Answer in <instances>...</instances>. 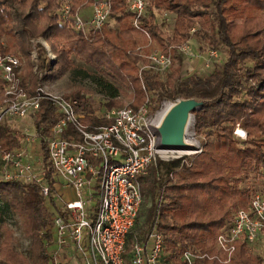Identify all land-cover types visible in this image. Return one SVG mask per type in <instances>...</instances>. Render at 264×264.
I'll return each instance as SVG.
<instances>
[{"label":"trees","instance_id":"trees-1","mask_svg":"<svg viewBox=\"0 0 264 264\" xmlns=\"http://www.w3.org/2000/svg\"><path fill=\"white\" fill-rule=\"evenodd\" d=\"M92 4L93 0H71V15ZM62 7L60 0H0V53L18 50L26 58L27 68L21 76L30 97L38 94L42 83L34 72L32 41L44 38L56 58L40 65V70L46 68L54 76L77 72L81 69L72 57L79 58L105 69L132 88L136 100L132 108L139 109L150 100L146 90L160 99L180 94L183 99L202 101L204 105L193 112L197 131L205 138L202 153L191 160H160L157 167H151L138 180L144 202L145 199L151 202L143 235L138 240L155 224L164 236V264H185L184 253L190 249L215 254L221 229L228 220H233L227 216L219 218L218 212L225 205L232 208L240 205L247 210L252 189L242 190L241 185L250 181L254 173L264 176V0H149L140 22L142 30L133 26V14L125 0H112L110 19L92 41L78 33L71 20L63 19ZM159 14L174 16L172 35L161 29ZM255 19L260 22L237 23ZM113 23L116 28L111 27ZM148 35L159 37L169 47L172 65L165 80L149 71L142 77L139 75L141 66L150 62L141 47ZM6 37L14 42L9 48L2 45ZM193 38L199 42L201 54L226 51L224 63L208 77L183 76L179 53ZM38 51L40 59L48 58L44 47ZM117 92L122 93L119 89ZM118 98V94H112L109 111L119 108ZM66 99L78 101L76 111L89 131L112 123L96 116L81 92ZM151 109L158 111L160 104ZM59 119L58 109L49 100H42L33 129L42 136L44 149L45 139L52 135ZM238 126L248 134L244 141L235 135ZM26 138L23 131L0 125V157L20 148ZM64 138L80 139V135L69 127ZM41 163L53 186L49 197L42 194L37 183L0 181V197L6 199L4 207H0V233L4 232L0 264H53V251L49 250L55 240L53 219L55 215L64 216L65 208L64 204H58L54 171L46 151ZM5 212L21 219L24 235L32 241L30 258L16 249L14 232L6 226ZM131 237L132 233L127 244L129 250ZM248 246L246 242H238L230 264H264V257L254 255ZM195 264L223 263L205 258Z\"/></svg>","mask_w":264,"mask_h":264},{"label":"built area","instance_id":"built-area-1","mask_svg":"<svg viewBox=\"0 0 264 264\" xmlns=\"http://www.w3.org/2000/svg\"><path fill=\"white\" fill-rule=\"evenodd\" d=\"M125 2L133 14V26L142 30L140 22L149 0ZM91 6L92 15L87 17L81 12L87 5L74 16L69 2L62 7L63 19L71 20L74 29L87 41L95 39L108 23L112 0H93ZM148 38L152 42L153 37L148 35ZM44 46L51 56L49 43L45 42ZM147 58L150 62L142 67V73L150 71L163 77L171 68L169 52H153ZM22 67L18 55L0 54L4 95L0 124L7 119L35 118L45 99L58 109L60 119L53 126L52 135L45 139L46 149L41 143L42 136L26 129L23 145L1 156L2 180L37 183L42 194L49 197L53 186L45 170L35 167L36 158L42 160L46 151L54 179L58 177L74 191L75 198L64 203L65 215H55L53 219L56 247L52 252L53 264H164V236L155 224L141 240L132 243L130 250L127 247L144 203L138 180L151 167H157L160 160H170L168 153L172 150H160L157 135L163 110L153 112L151 100L139 109H114L102 117L112 123L91 132L76 111L78 101L46 93L42 87L37 95L30 97L23 85ZM69 127L77 131L80 139L64 138ZM263 236L264 188L256 191L247 210H238L231 223L221 229L215 254L190 249L184 253L183 261L195 264L207 258L230 264L238 242L252 246Z\"/></svg>","mask_w":264,"mask_h":264},{"label":"rangeland","instance_id":"rangeland-1","mask_svg":"<svg viewBox=\"0 0 264 264\" xmlns=\"http://www.w3.org/2000/svg\"><path fill=\"white\" fill-rule=\"evenodd\" d=\"M63 4L64 3H70L71 0H60ZM83 16H86L88 14L89 16L92 15V6H87L85 8H82L81 10ZM87 17V16H86ZM242 22H260V19L255 20H243V21H237V23ZM173 23H174V16L170 14H159V25L161 29L169 34H173ZM111 27L116 28V25L113 23L111 24ZM153 37V36H152ZM34 45V51L32 52V62L34 65V72H37L39 74V79L42 80L41 87L44 89L46 93L53 94L58 97L67 98V96L76 94L77 92H81L83 96L88 100V102L93 106L95 110V115L98 117H104V115L109 113L108 110V104L111 100L112 94L116 93L119 95L118 98V107L117 109L121 108H127L131 107L136 103L135 100V94L133 92V89L126 86L123 82L116 80V78L113 77L108 71L105 69L97 68L96 66L92 64H86L84 61H82L79 58L72 57L74 63L81 69L77 72H69L65 73L62 76H54L52 73H47L46 68L43 70H40V65H46L49 60H54L56 58V55L51 51V56L48 53V58L40 59L39 58V48L42 46L45 48L44 43L47 42L44 38L35 39L32 41ZM13 40L11 37H6L2 41V45L4 47L9 48L13 45ZM141 47L143 48L142 51L145 55H150L153 52H159V53H166L169 52V47L166 42H164L159 37L154 36L152 42H150V39L147 38L145 42L141 44ZM200 44L196 39H191L187 44H185L181 50H180V56L182 57V71L183 76L188 77L190 75H199L202 77H208L212 74L214 69L217 66H221L225 59H226V51L224 49H221L219 51H210L207 54H201L199 52ZM51 48V47H50ZM46 49V48H45ZM18 55L21 58V61L23 63L22 67V73H25L27 68L26 58L18 51L15 50L13 52H9ZM2 54V53H0ZM8 54V53H7ZM53 56V58H51ZM143 65L140 68L139 75L142 77L143 73L141 72ZM150 72V71H149ZM148 73V72H147ZM150 74L157 76L150 72ZM46 75H48V78H46ZM43 77H45L43 79ZM140 77V78H141ZM167 75L163 77H158L161 80H165ZM117 89L121 90L122 93L117 92ZM146 97H148L152 101L151 108L157 107L158 104H160V110L164 111L165 108H167L169 105L176 104L180 102L181 100H184L181 95L174 96L173 97H165V98H158L159 96L156 93H150L146 90L145 92ZM3 90H0V106L3 104ZM186 100V99H185ZM199 100V99H197ZM200 107H198L197 110H199ZM116 110V109H115ZM191 123L188 127V130L186 132V140L192 144L187 150H176L169 152L168 155L170 157V160L167 162H172L178 159L182 158H188L191 160L194 156L199 155L203 151V146L205 144V138L203 134H200L197 131V117L195 114L191 113ZM35 118H26V119H7L1 122L0 125H9L11 129L16 131H23L25 133L26 129L30 130V133H34L33 125H34ZM241 129L239 126L237 129ZM235 131V135L240 140H246L247 137L245 136L247 134L246 131H244L246 134H244L242 131ZM239 134V136H238ZM244 135V136H243ZM248 135V134H247ZM4 154V153H3ZM2 154V155H3ZM1 155V156H2ZM114 162V161H113ZM41 159L36 158L35 167L39 169L41 166ZM1 157H0V181L2 180V169H1ZM36 168V169H37ZM169 179H173V177L169 176ZM56 184H61V179L58 177L55 178ZM249 188L252 189V194L249 197V201L247 203V206L250 204L252 197L256 193V191L262 190L264 188V176H260L259 173H254L252 175V178L250 181L245 182L241 185L242 190H248ZM64 197L62 196L58 200V204L62 205L65 203V200H73L74 196L73 193L70 190H66L63 192ZM5 200L2 197H0V207H4ZM95 202H98V200H94ZM151 202L149 199H145V202L141 208L140 215L138 217V222L132 232V237L130 238L132 242L137 241L142 237L143 235V229L145 225L146 218L148 216L149 207ZM242 209V206L238 205L237 208L229 207L228 205L224 206V209L222 212H218V217L222 218L224 216H227L231 219H234V216L236 215L237 211ZM4 219L6 222V226L8 229L13 230L14 232V238H15V246L16 249L30 258L31 256V239L27 238L24 235L23 229H22V222L21 219L13 214L12 212H5ZM96 219V215H94L93 220ZM232 221V220H231ZM231 221H227L225 226H228ZM3 233L1 230L0 233V241L3 239ZM249 250L254 255H259L264 257V238L261 239L257 244L248 246ZM55 244L49 246L50 252L55 250Z\"/></svg>","mask_w":264,"mask_h":264},{"label":"water","instance_id":"water-1","mask_svg":"<svg viewBox=\"0 0 264 264\" xmlns=\"http://www.w3.org/2000/svg\"><path fill=\"white\" fill-rule=\"evenodd\" d=\"M204 103L197 99H184L176 103L175 108L166 119L162 129H157L160 150H187L184 143L185 125L191 113L202 107Z\"/></svg>","mask_w":264,"mask_h":264},{"label":"bare ground","instance_id":"bare-ground-1","mask_svg":"<svg viewBox=\"0 0 264 264\" xmlns=\"http://www.w3.org/2000/svg\"><path fill=\"white\" fill-rule=\"evenodd\" d=\"M176 104H173V105H169L167 108H165V110L163 111V113L161 114V117H160V122H159V129H162L166 119L169 117V115L171 114V112L173 111V109L175 108ZM191 117L189 116L187 122H186V125H185V134L188 130V127L191 123ZM244 136V135H243ZM159 141H160V137H159ZM184 143L186 145H188L189 147L192 146V144H190L187 140H186V135H185V138H184Z\"/></svg>","mask_w":264,"mask_h":264},{"label":"crops","instance_id":"crops-1","mask_svg":"<svg viewBox=\"0 0 264 264\" xmlns=\"http://www.w3.org/2000/svg\"><path fill=\"white\" fill-rule=\"evenodd\" d=\"M86 16H89V15L86 14ZM54 188H55V190H56V195H57V197H58L59 199H60L62 196L64 197L63 192L66 191V190H70V191L73 193V196H74V198H75V193H74V191H73L72 189L66 187L65 184H64V181H63V180H61V184H60V185L56 184V185L54 186ZM65 201H67V200H65Z\"/></svg>","mask_w":264,"mask_h":264}]
</instances>
